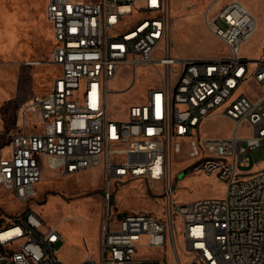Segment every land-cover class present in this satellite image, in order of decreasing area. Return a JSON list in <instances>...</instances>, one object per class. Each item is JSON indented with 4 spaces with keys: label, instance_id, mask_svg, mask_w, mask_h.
<instances>
[{
    "label": "built area",
    "instance_id": "1",
    "mask_svg": "<svg viewBox=\"0 0 264 264\" xmlns=\"http://www.w3.org/2000/svg\"><path fill=\"white\" fill-rule=\"evenodd\" d=\"M209 11L205 25L226 47L224 54L175 50L171 0H47L51 62L59 72L49 89L26 102L21 125L9 133L0 185L28 202L47 170L71 176L101 168L99 254L88 250L79 262L61 260L62 233L28 210L0 223V264H264V168L239 169L249 165L246 153L264 144V54H241L257 21L240 0ZM123 66L132 71L131 81L110 88ZM140 66L150 67L159 83L130 103L124 117L115 116L110 95L126 93ZM215 117L232 123L230 134H202ZM184 143L189 157L200 158L192 170L225 181L223 197L175 200L173 155ZM133 179L162 195V216L114 209V184Z\"/></svg>",
    "mask_w": 264,
    "mask_h": 264
},
{
    "label": "rangeland",
    "instance_id": "2",
    "mask_svg": "<svg viewBox=\"0 0 264 264\" xmlns=\"http://www.w3.org/2000/svg\"><path fill=\"white\" fill-rule=\"evenodd\" d=\"M171 0L172 35L175 50L185 55L216 56L227 52L224 44L206 27L207 10L210 16L229 0ZM255 15L257 29L242 44L241 54L258 58L264 54V0H240ZM47 0H0V157L9 152V133L21 125V111L36 93L49 89L59 67L51 62L54 46L52 27L45 14ZM217 23L225 27L223 20ZM39 61V62H38ZM132 71L123 66L110 80L112 89L125 88ZM159 76L150 67L140 66L134 85L126 93L110 95V109L115 116L124 117L130 103L144 99L146 91L159 83ZM251 88L259 90L257 85ZM33 122L34 116L28 117ZM232 123L224 117L207 120L203 135H228ZM246 156L249 165H239L243 172L264 168V144L250 149ZM200 158H191L184 143L181 152L173 155L174 198L181 203L201 198L223 197L226 183L217 173L192 170L190 165ZM111 204L121 212H151L162 216L163 197L148 182L133 179L114 184ZM101 168L71 176H60L52 170L44 172L37 183L38 194L28 202L15 198L0 185V223L7 218L35 210L47 225L56 226L62 233L57 244V256L68 263L81 261L88 253L97 257L105 215ZM178 244L183 262L185 244ZM169 264L172 263L169 259Z\"/></svg>",
    "mask_w": 264,
    "mask_h": 264
},
{
    "label": "bare ground",
    "instance_id": "3",
    "mask_svg": "<svg viewBox=\"0 0 264 264\" xmlns=\"http://www.w3.org/2000/svg\"><path fill=\"white\" fill-rule=\"evenodd\" d=\"M245 5V4H244ZM249 9V8H248ZM171 10H172V7H171ZM250 10V9H249ZM251 11V10H250ZM252 12V11H251ZM253 13V12H252ZM254 15V14H253ZM255 16V15H254ZM256 18V17H255ZM256 21H257V19H256ZM256 27H257V24H256ZM257 29V28H256ZM256 31V30H255ZM255 33V32H254ZM135 82V81H134ZM134 82H133V84H132V86L134 85ZM131 86V87H132ZM89 250V249H88Z\"/></svg>",
    "mask_w": 264,
    "mask_h": 264
},
{
    "label": "crops",
    "instance_id": "4",
    "mask_svg": "<svg viewBox=\"0 0 264 264\" xmlns=\"http://www.w3.org/2000/svg\"><path fill=\"white\" fill-rule=\"evenodd\" d=\"M50 23H51V22H50ZM51 27H52V25H51ZM52 34H53V31H52ZM55 76H56V75H55ZM55 76H54V77H55ZM54 77H53V79H54ZM53 79L51 80V83H50V84H52ZM50 86H51V85H50ZM59 242H60V241H59ZM59 242H58V243H59ZM58 243H57V244H58Z\"/></svg>",
    "mask_w": 264,
    "mask_h": 264
}]
</instances>
